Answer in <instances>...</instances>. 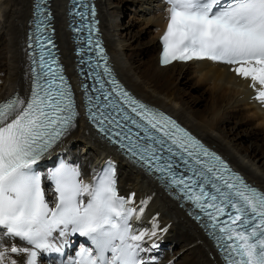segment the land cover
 Instances as JSON below:
<instances>
[{
  "label": "snow or ice",
  "instance_id": "obj_1",
  "mask_svg": "<svg viewBox=\"0 0 264 264\" xmlns=\"http://www.w3.org/2000/svg\"><path fill=\"white\" fill-rule=\"evenodd\" d=\"M165 2L168 23L161 37V63L195 60L230 66L237 76L250 79L253 89L260 86L255 99L264 103V0ZM42 11L37 5V14ZM79 15L84 18V13ZM41 31L38 21L39 71L32 69L30 98L26 103L17 98L0 103V264H37L38 251L60 252L54 233L61 238L79 234L91 242L92 247L81 248L71 264H146L141 257L146 233L133 232L130 221L137 210L128 206L130 198L118 195L114 171L104 170L92 184H84L78 169L61 163L51 174L55 206L45 199L36 166L72 125L76 112L67 81L41 42ZM96 46L99 55L103 49L98 42ZM104 72L109 74L107 67ZM90 74L96 77L99 88L93 91L99 94L96 111L89 115L99 130L159 173L207 217L206 227L225 264H264V193L230 173L218 156L174 120L133 100L111 80L112 91L134 105L131 111L143 123L130 117L109 98L99 74ZM123 121L139 131L134 133ZM117 128L120 131H113ZM180 166L184 173L175 170ZM138 211L142 214L143 208ZM9 239L28 246L8 248L3 241Z\"/></svg>",
  "mask_w": 264,
  "mask_h": 264
},
{
  "label": "bare ground",
  "instance_id": "obj_2",
  "mask_svg": "<svg viewBox=\"0 0 264 264\" xmlns=\"http://www.w3.org/2000/svg\"><path fill=\"white\" fill-rule=\"evenodd\" d=\"M50 1L60 61L65 75L74 83L66 0ZM95 2L102 37L117 76L125 86L177 118L220 152L249 182L264 190V103L255 99L247 82L230 66L211 61L174 62L160 67L157 38L167 15V6L160 0ZM31 3V0H0V100L16 91L18 99L25 102L29 91L26 31ZM57 153L81 169L84 179L105 159L116 162L119 194L130 198L128 206L137 210L133 232L146 233L143 244L153 242L160 248L155 264H214L211 254L219 262L208 239L177 202L165 195L150 177L119 158L82 117L42 161L48 162L49 156ZM141 208L142 214L138 211ZM3 243L8 248L13 244L28 246L19 240ZM41 262L47 264L45 260Z\"/></svg>",
  "mask_w": 264,
  "mask_h": 264
},
{
  "label": "water",
  "instance_id": "obj_3",
  "mask_svg": "<svg viewBox=\"0 0 264 264\" xmlns=\"http://www.w3.org/2000/svg\"><path fill=\"white\" fill-rule=\"evenodd\" d=\"M40 1V0H39ZM37 5H39V7H41V6H43V2H38V4ZM77 8H79V7H77ZM75 11V10H74ZM37 13V12H36ZM43 13H45V11H42L41 13H40V15L41 14H43ZM40 15H39V17H40ZM46 15H44V17H45ZM40 23H42L43 22V19H39L38 20ZM46 24V23H45ZM44 27V25L42 26V28ZM41 35V34H40ZM45 36H42V39L44 38ZM48 38H50V37H48ZM82 38H77V41H78V43L77 44H79V46H81L82 45V42H80V40H81ZM81 48H83V47H81ZM81 51V53L82 54H84L86 51H84V50H80ZM85 58V57H84ZM84 61L82 60V63H83ZM85 72V71H84Z\"/></svg>",
  "mask_w": 264,
  "mask_h": 264
}]
</instances>
